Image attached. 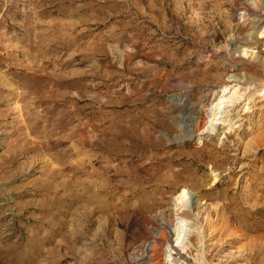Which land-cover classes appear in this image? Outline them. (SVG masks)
<instances>
[{
  "label": "rangeland",
  "instance_id": "1",
  "mask_svg": "<svg viewBox=\"0 0 264 264\" xmlns=\"http://www.w3.org/2000/svg\"><path fill=\"white\" fill-rule=\"evenodd\" d=\"M153 235L264 264V0H0V264H142Z\"/></svg>",
  "mask_w": 264,
  "mask_h": 264
},
{
  "label": "bare ground",
  "instance_id": "2",
  "mask_svg": "<svg viewBox=\"0 0 264 264\" xmlns=\"http://www.w3.org/2000/svg\"><path fill=\"white\" fill-rule=\"evenodd\" d=\"M198 126V124H196ZM196 128V127H195ZM198 204V202H197ZM196 211L200 214H203L205 212H207V206L206 205H198L196 207ZM208 215V214H207ZM158 228V227H157ZM160 234L165 230L164 228H158ZM159 235V233H158ZM158 235H153L150 238V242L149 244L145 247L144 249V256L143 258H140V260L142 261V264H160L159 258L157 257V251H156V247H157V241L159 236Z\"/></svg>",
  "mask_w": 264,
  "mask_h": 264
}]
</instances>
